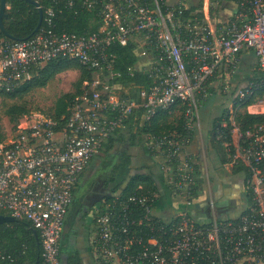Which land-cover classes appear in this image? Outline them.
I'll return each instance as SVG.
<instances>
[{"label": "built area", "instance_id": "built-area-1", "mask_svg": "<svg viewBox=\"0 0 264 264\" xmlns=\"http://www.w3.org/2000/svg\"><path fill=\"white\" fill-rule=\"evenodd\" d=\"M203 1L206 22L183 26L175 15L190 7L186 0H82L102 19L93 34L56 31L55 13L48 9L31 38H0V91L29 82L56 59H75L92 72L63 123L44 114L25 116L16 135L0 144V214L25 220L39 233V264H62V238L81 176L138 111L150 120L178 102L184 105L183 131L148 136L146 146L161 160L175 196L185 206L196 203L195 163L187 150L200 127L199 112L212 80L225 69L238 68L246 50L264 73V0H223L237 9L220 36L207 23L214 1ZM129 44L140 58L135 69L153 81L140 90L139 101L124 98L122 86L114 82L121 74L114 72L116 54L110 49ZM255 87L249 82L238 93L239 101ZM231 123L222 128L235 133V143L224 146L234 145L232 164L245 165L251 174L247 186L253 204L241 217L221 220L213 215L210 223L201 224L183 210L166 222L155 214L159 191L105 199L94 218L91 241L97 264H264V126L242 133L235 109ZM224 137L219 132L217 139Z\"/></svg>", "mask_w": 264, "mask_h": 264}, {"label": "trees", "instance_id": "trees-1", "mask_svg": "<svg viewBox=\"0 0 264 264\" xmlns=\"http://www.w3.org/2000/svg\"><path fill=\"white\" fill-rule=\"evenodd\" d=\"M37 1L44 11L48 9L54 11L55 16L53 20L55 30L58 32H66L78 36L89 35L97 32L102 25V19L98 15V11L89 10L84 7L82 5V0ZM70 1H74L73 6L69 5ZM213 1L214 3L223 2V0ZM7 4L9 9L7 10L8 18L4 21L5 27L7 31L16 38V40H9L22 41L34 32L39 21L38 9L26 0H7ZM202 9L203 0H200L198 5H192L187 9H182V12L178 10L175 15V20L181 22L183 26L188 24H203L204 14ZM0 38H6L1 31ZM110 52L116 54L114 72L120 73L121 77L117 78L114 82L122 86V96L128 100L139 101L140 90L149 88L153 84V81L147 74L140 73L135 69L136 65L140 62L135 46L133 44H129L126 47L118 46L111 48ZM68 70L80 71V78L75 84V91L63 94L59 97L55 103L54 111L51 113L52 115H50V117L63 123L61 120L62 117L68 115L70 104L82 93L84 82L92 78V72L83 67L77 60L69 58L53 60L40 68L29 82L15 88L13 91H0V99H2L5 106V116L14 124L13 131L8 136H6L0 128V144L8 140L11 136L13 137L16 135L17 127L23 117L32 115V111L27 104L17 102L9 104V102L22 100L33 90L47 87L49 82L57 75ZM263 79L264 73L259 71L258 77L252 80L256 83L253 93L241 102L236 98L234 104L235 120L242 133H247L256 127L264 126V114H249L247 111L248 107L260 101H264ZM209 92H213L211 88ZM184 111L185 107L181 102H178L169 110L158 112L150 120H144L143 112L138 111L134 117L128 119L126 127L123 130H119L116 134L120 136V140L124 139L125 136L129 134L130 140L135 143L136 141H145L148 136H164L175 131L182 132L184 126ZM227 112L228 110H224L223 116L219 119V123L227 116ZM177 113H179L178 120H172V117ZM219 123L216 124L217 126L213 132V141L219 146H223L225 142L232 143V134L227 129H223L219 126ZM219 132H224L225 137L223 140L217 139ZM109 140L110 141L104 145V149L112 156L110 153L113 149L114 142H112V138ZM145 149L151 157H154V154L147 146ZM230 154V157L226 154L224 162H229L234 154L232 145L230 146ZM113 158L119 161L112 167L108 183H115L121 171L128 173L131 169H128L131 165V160L127 152H120ZM233 169L235 173H238V170L245 172V183L247 185L248 180L251 178L249 169L243 166ZM156 181L154 176L136 171L126 184L124 182L115 183L113 193L106 196V200L112 201L118 196L125 198L141 191H158ZM247 193L248 203L251 205L253 204L251 189H248ZM34 231L35 229L31 223L25 220H17V222L14 223L1 225L0 264H35L38 257L40 260L42 248L35 237ZM65 255L66 252L62 246L61 257ZM62 260L63 257L61 258V261ZM66 264L82 263L79 255L76 254L67 257Z\"/></svg>", "mask_w": 264, "mask_h": 264}, {"label": "crops", "instance_id": "crops-1", "mask_svg": "<svg viewBox=\"0 0 264 264\" xmlns=\"http://www.w3.org/2000/svg\"><path fill=\"white\" fill-rule=\"evenodd\" d=\"M197 1L199 3L200 0H186V3L189 6L198 5ZM236 9V5L230 1H223L222 3L212 2L207 23L214 29V36L221 35L219 30L229 23ZM204 19L206 22V16H204ZM258 74L256 57L252 51L246 50L239 55L238 68L234 70L225 69L218 77L212 80L211 90L216 93V90L221 87L228 102H225L219 112L215 114L216 116L210 119L207 116L203 117V112H208L210 109V113H214L213 106L207 105L200 109L199 112L201 124L193 133L192 143L187 150V154L195 163V177L199 190V198L195 204L191 206L183 205V202L175 196L176 194L162 170L161 160L155 156L151 157L146 151V140L133 143L129 134L121 140L117 134L111 137L113 139L112 142H114L110 153L112 156L107 153L104 149L105 147L101 151L106 153L105 156L112 163V167L119 161L113 157L120 152H127L130 157L131 165L128 169H131L128 173L121 171L115 183L124 182L126 184L136 171L154 176L157 180V190L161 194L155 214L166 222L173 220L183 210L187 211L201 224L210 223L213 215L221 220L239 219L249 206L248 186L245 183V172L238 170L239 172L235 173L233 168L246 166L243 164H232V157L229 162H224L226 154L228 157L231 155L230 149L224 145H217L213 141L212 135L217 126L216 124L219 123V119L223 116L224 110H228L227 116L223 118L219 126L222 127L228 122L230 127L232 126L234 103L238 93L249 82L257 78ZM226 103L229 106H226ZM230 107L231 110H229ZM247 111L249 114H264L263 102L261 101L248 107ZM204 118H207L206 123H203ZM235 139L234 133L232 143H235ZM93 161L86 167L75 190L74 205L78 204L80 209L74 218L71 217V209L67 218L68 233L62 238V246L66 255L62 256V264H66L67 257L76 254L79 255L82 264H97L91 245L92 237L95 233L94 218L103 210V201L106 196L113 193L115 183H108V179L111 176L110 168H108L109 172V170L104 169L105 165L103 167H101L100 163L93 165ZM106 172H108L107 176L102 177L100 173L106 174ZM101 183L104 184L103 187ZM101 188L103 189L101 190Z\"/></svg>", "mask_w": 264, "mask_h": 264}, {"label": "rangeland", "instance_id": "rangeland-1", "mask_svg": "<svg viewBox=\"0 0 264 264\" xmlns=\"http://www.w3.org/2000/svg\"><path fill=\"white\" fill-rule=\"evenodd\" d=\"M79 78H80L79 70L65 71L57 75L53 80H51L47 85V87L35 89L29 95L25 96L24 99L10 101L9 104H13L15 102L25 103L32 111V114H44L50 116L52 115L51 113H53L54 111L53 109L55 107V103L58 100V98L61 97L63 94L71 93L75 91V84L79 80ZM224 94H225L224 91L221 89V87H219L216 90V93L213 92L209 95V98L203 102L201 109L203 107H206L207 105L213 106L214 113H210V109H209L208 112L207 111L203 112V117L207 116L208 119H210L211 117L216 116L215 114L219 112V109L223 107L225 102H228L227 97ZM227 105L228 103H226V106ZM229 110H231V107L229 108ZM4 111H5V106L2 99H0V128L2 129L3 133L6 136H8L13 131L14 124H12L9 121V118L5 116ZM178 116L179 113L175 114L174 117H172V120L177 121ZM206 121L207 118H204L203 123H206ZM105 154L106 153L101 152L98 156H96L93 159L94 161L92 164L95 165L96 163H100L101 167L105 165L104 166L105 170L106 169L109 170L108 168H110L111 170L112 163L108 161ZM100 174L102 177H106L108 172H106V174L103 173Z\"/></svg>", "mask_w": 264, "mask_h": 264}, {"label": "water", "instance_id": "water-1", "mask_svg": "<svg viewBox=\"0 0 264 264\" xmlns=\"http://www.w3.org/2000/svg\"><path fill=\"white\" fill-rule=\"evenodd\" d=\"M26 1H28L31 4H33L38 9L39 21H38V24H37L34 32L29 37L23 39L22 41L31 38L35 33H37L40 30V28L42 27L43 21H44V10L42 9L40 3L37 0H26ZM8 9H9V7H8V4H7V0H0V31L3 33V35L6 38L11 39V40H16V38L14 36H12L7 31V29L5 27L4 21H5V19L8 18V13H7ZM79 209H80V206L78 204L73 206L72 214H71L72 218H74L78 214ZM14 222H17V219H15L14 217L9 216V215L0 214V226L3 225V224H10V223H14ZM67 233H68V224L65 226L63 236L65 237L67 235ZM34 234H35V237H36L38 243L40 244L39 233L35 230ZM39 263H40V260H39V257H38V259H37L35 264H39Z\"/></svg>", "mask_w": 264, "mask_h": 264}, {"label": "flooded vegetation", "instance_id": "flooded-vegetation-1", "mask_svg": "<svg viewBox=\"0 0 264 264\" xmlns=\"http://www.w3.org/2000/svg\"><path fill=\"white\" fill-rule=\"evenodd\" d=\"M103 185H104V184L101 183V186H102V187H103ZM102 189H103V188H101V190H102Z\"/></svg>", "mask_w": 264, "mask_h": 264}]
</instances>
